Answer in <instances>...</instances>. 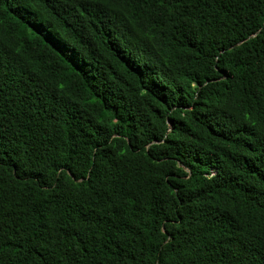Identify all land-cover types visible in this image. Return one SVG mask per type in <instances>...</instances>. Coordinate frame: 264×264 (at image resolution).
Returning <instances> with one entry per match:
<instances>
[{
    "label": "trees",
    "instance_id": "obj_1",
    "mask_svg": "<svg viewBox=\"0 0 264 264\" xmlns=\"http://www.w3.org/2000/svg\"><path fill=\"white\" fill-rule=\"evenodd\" d=\"M0 264H264V0H0Z\"/></svg>",
    "mask_w": 264,
    "mask_h": 264
}]
</instances>
